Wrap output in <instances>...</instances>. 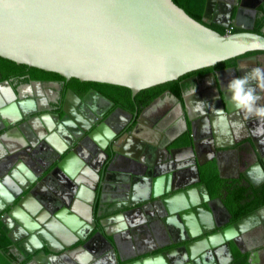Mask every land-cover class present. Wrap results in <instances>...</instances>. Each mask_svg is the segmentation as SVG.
Instances as JSON below:
<instances>
[{
	"label": "flooded vegetation",
	"instance_id": "flooded-vegetation-1",
	"mask_svg": "<svg viewBox=\"0 0 264 264\" xmlns=\"http://www.w3.org/2000/svg\"><path fill=\"white\" fill-rule=\"evenodd\" d=\"M205 2L201 19L212 28L231 25L230 31L249 30L256 11L264 12V0ZM226 20L228 23L224 26ZM259 30L264 34V21ZM221 68L190 74L178 83V94L165 88L142 104L138 96L133 98L137 90L128 97L117 90L102 95L0 67V176L5 166L13 179L28 184L18 193L22 198L20 209L14 211L9 226L4 216L18 196L0 209V220L11 238L9 250L14 261L23 260L21 264H133L136 259L142 264H164L162 257L172 256L171 260L182 264H250L254 256L255 264H264L261 257L257 260V255L264 257V241L258 239V231H264V219L258 224L253 221L243 224L264 208L261 201L264 174L252 180L247 176L221 177L215 173L205 177L203 174L211 171L206 164L205 169L195 167V178L191 179V175L187 185L171 187L175 177L169 174L164 192L152 196L146 193L150 177L142 170L145 174L144 208L133 202L137 197L123 188L124 182L112 176L119 173L128 176L136 170L134 161L145 159L144 137L137 135H144L141 131L144 111L162 96H168L169 100L157 104L151 118H147L154 125L149 127L150 131L157 135L155 142L159 148L154 149L155 154L163 158L182 157V163L187 166L193 163V153L187 146L193 149L198 140L203 145L213 141L239 144L250 140L249 134L254 136L257 119H249L244 112L229 107L231 103L221 94L228 109L216 111L219 88L209 87L210 84L206 89L202 87L204 80ZM202 90L210 99L194 103L195 93H203ZM214 115L216 118L210 119ZM64 119H68L69 129L62 123ZM241 125H245V132L240 130ZM61 157L62 160L79 157L81 166L73 172L74 177H80L83 171L91 174L86 183L87 192L82 193L86 201L84 208L77 201V185L69 201H64L67 199V195L63 197L65 188L73 182L69 177H61L58 167L54 166ZM16 161L27 169L20 172V179L12 173V168L20 165ZM108 179L115 182L113 194L105 187ZM79 188L82 187L79 185ZM245 206L248 208L240 215L232 217L237 209ZM120 222L125 225L119 227ZM22 224L30 229L22 228ZM214 233H220V237ZM141 234H144V248L137 247V239L132 238ZM53 254L63 260H50L49 255Z\"/></svg>",
	"mask_w": 264,
	"mask_h": 264
},
{
	"label": "water",
	"instance_id": "water-1",
	"mask_svg": "<svg viewBox=\"0 0 264 264\" xmlns=\"http://www.w3.org/2000/svg\"><path fill=\"white\" fill-rule=\"evenodd\" d=\"M230 23L235 24L234 19ZM254 49L264 50V34L248 29L219 33L172 0H0V67L102 95L127 87L132 96L140 88L186 71L228 57L236 56L237 61L238 55ZM218 96L216 111L227 110L219 92ZM67 121L62 120L66 127ZM249 137L244 143L255 145L251 132ZM187 147L196 167L199 161L191 145ZM61 160L54 166L59 168ZM254 164L260 168L257 161ZM4 168L0 209L27 184L13 179L10 169ZM69 178L73 183L83 180L73 173ZM21 200L18 196L16 203L7 207V226ZM133 202L144 208V197ZM22 228L30 226L22 224ZM214 235L220 237V233ZM49 258L63 260L55 254ZM171 259L162 257L164 264H182ZM0 264H10L1 252Z\"/></svg>",
	"mask_w": 264,
	"mask_h": 264
},
{
	"label": "crops",
	"instance_id": "crops-1",
	"mask_svg": "<svg viewBox=\"0 0 264 264\" xmlns=\"http://www.w3.org/2000/svg\"><path fill=\"white\" fill-rule=\"evenodd\" d=\"M230 64L235 65V67L234 68L230 67L231 66ZM227 65L229 66L225 68L219 67L221 69H217L215 74L212 77L206 78L207 81L204 80L205 82L202 83V87L203 89H206L205 86L209 84H210L209 87L217 86L220 90L219 94H221V96L223 95L228 100V103L229 102L231 103L229 107L234 108L231 102V99H230V93L227 90V85H228L229 80L232 77L243 76L245 72H248L255 67L264 68V52H259V51L245 52L241 56H238L237 63L234 61V59H232L230 60V62L226 64V66ZM202 91L203 93H200V92L195 93L194 103H197L200 101L202 102L204 100L210 99V96L207 93H205V90H202ZM257 91L261 97H264V91H261L259 89ZM168 100H169L168 96L160 97L159 101H157L158 103L156 102V104L153 107H149L143 113L144 118H142V120L144 122V128H142L141 131H144V135L141 134L137 136L144 137V151L146 152L145 159L134 161L135 164L133 165H135L134 167L136 170H132L131 172H129L128 176H126L125 174H121V173L112 175L116 181L124 182L123 188H125L126 191H130L129 192L130 194H133L134 196H136L137 198L135 199H141L144 197V178H145L144 176L146 172L148 174V178L150 177L149 183L147 184L148 192L146 193H149V195L151 194L152 196H157V194H161L164 192V190L166 189L165 187L168 185L167 177L169 174H173L175 177V180L172 179L173 183L171 184V187H174L178 184L187 185L188 183L186 182L189 181L191 175H192L191 179L194 180L195 178L194 176L195 166L193 163L190 162V165L188 163V165L186 166L185 163H182V161L184 160L182 159V157H169V158L164 157L163 158L159 156L157 153L155 154L154 152L155 148H159L155 142L157 135L150 131L149 127L152 128L154 127V125H152L151 121H149L148 119L151 118V114L154 113L155 106L157 104L161 102L166 103ZM185 102H189V99H185ZM258 104L261 106H264V99H261L258 102ZM198 108L199 107L195 105V109L198 110ZM235 110L237 111V109ZM218 115L221 116L223 115V113H218ZM215 116L216 115L211 116L210 119L216 118ZM194 126L197 127V124H194ZM215 126L216 125L213 124V127ZM240 127H241L240 130L242 129L244 130V132L246 131L245 125H241ZM259 127L261 129H264V120L259 122ZM253 135L255 136L256 144L252 146H248L244 142L239 143V144L237 143L232 144V143H228L225 141L224 142L222 141L223 143L213 141L212 143L203 145L198 140L193 145L194 147L193 149L197 152V155L199 156V159H198L199 163L196 164V167L204 166V169H205L206 164L210 165L211 171L208 170L205 174H203L205 177L206 175L207 177L208 175L210 176L211 173L212 174L215 173L221 177H235L237 175H240L242 178H245V176H247L250 178V180H252L256 176L258 177L261 176L260 168L259 166L257 167V165L254 164V162L257 161L258 165H260L262 170L264 171V134H256L255 132V134L253 133ZM78 158L79 157L77 158L72 157V158L62 160V162L60 163V167L58 168V174H60L61 177H66V178H68L69 175H72V173L81 166V161ZM17 163L20 165H18V168L13 167L12 169L14 170H12L13 171L12 173L15 178L20 179L19 178V176H21L20 172L24 170L26 171L27 169L25 166H23L18 161H16V164ZM142 170L145 172V174H143ZM87 174H89L87 173V171L81 172V174H79L80 178H84L81 181L82 183L76 182L73 184L70 182V184L65 188V193L63 197L65 198V196L67 195L66 196L67 199L66 200L64 199L66 203L69 201V198L72 195V193H75L73 191H75L76 189L75 186L77 185L76 186L78 188L76 189V194L78 198L77 201L79 202V205H82L83 208L85 207L86 201L83 198V194L87 192L86 183L89 177L91 176V174L90 175H87ZM201 174L202 173H200V175ZM178 176L179 178H177ZM180 180H182V182L178 183V181ZM22 181H20V183ZM255 182L256 181H254V183ZM79 185L82 188H79ZM134 185H136V187H134ZM114 186H115L114 180L108 179V183L106 184L105 187L107 188V190L112 191L111 194L115 192V189H113ZM85 211L87 215L88 214L87 210ZM68 212L70 213V210ZM263 212H264V208H260L259 211H257L254 215H252L249 218V220L248 219L244 220L243 224L249 221H253L256 224H258L260 222V219H264ZM22 230L23 229H20V232ZM132 238L134 240L137 239L138 241L136 243L138 245L137 247L144 248V234H141L138 237L134 236ZM258 239L259 241H264V231L263 230H261L260 232L258 231ZM132 241H133L132 239H129V242H132ZM134 245L135 244H133L132 247H135ZM131 250L134 251V248H132ZM253 257L250 261V264H255V262H253L254 261ZM260 257L262 258V260H264V257H262V255L260 256L257 255V260H259Z\"/></svg>",
	"mask_w": 264,
	"mask_h": 264
},
{
	"label": "trees",
	"instance_id": "trees-1",
	"mask_svg": "<svg viewBox=\"0 0 264 264\" xmlns=\"http://www.w3.org/2000/svg\"><path fill=\"white\" fill-rule=\"evenodd\" d=\"M175 4H177L179 7H181L189 16H191L192 18H194L195 20L201 22L202 24L206 25V26H210V24L204 22L201 19V13L204 7V1L205 0H172ZM264 21V12H260L259 10L256 11V14L254 16V20L252 23V27L249 29L251 31H255L258 33H262L259 30V26L262 24V22ZM212 28V27H211ZM215 29L217 32L222 33L223 32V28L222 27H215L213 28ZM234 30H239L238 28H235ZM233 30V31H234ZM250 51H264L261 49H254V50H248L245 52H250ZM233 57H228L219 61H216L215 63L211 64V65H206V66H202V67H198L189 71H186L180 75H178L175 79H169L163 82H159V83H155L143 88H140L137 90V92L133 95V98L140 99V102L142 104H144L145 102L149 101L152 97L156 96L160 91H162L165 88H168L170 91H172L174 94H178L179 93V82H181L182 80H185L186 78H188V75H194L195 73H201V72H205L209 69H213V68H218V67H222L224 65H226L228 62H230V60H232ZM24 77H21V80L24 81ZM182 84H184V82H182ZM117 91H119L120 93L124 94L125 97H128L129 95V89L127 87H123L118 89ZM213 182H215V184H218V182H216V180L214 179ZM262 200L264 202V191H262ZM212 194V193H210ZM235 195L238 196V193H235ZM236 197V196H235ZM234 201H236V198H233ZM248 208L247 206L242 207L237 209V211H235V213H233L232 217H236L237 215H240L244 209ZM11 243V238L8 236L7 233V229L5 228L3 222L0 220V252L5 256V258L10 262V264H21L23 262V260H21L20 262H15L14 261V256L12 255V253L9 250V246Z\"/></svg>",
	"mask_w": 264,
	"mask_h": 264
},
{
	"label": "clouds",
	"instance_id": "clouds-1",
	"mask_svg": "<svg viewBox=\"0 0 264 264\" xmlns=\"http://www.w3.org/2000/svg\"><path fill=\"white\" fill-rule=\"evenodd\" d=\"M258 89L264 91V68L261 67H255L243 76L232 77L227 85L233 106L244 112L247 118L255 117L258 125L254 131L264 134V129L259 127V121L264 120V106L258 104L264 97L258 94Z\"/></svg>",
	"mask_w": 264,
	"mask_h": 264
},
{
	"label": "built area",
	"instance_id": "built-area-1",
	"mask_svg": "<svg viewBox=\"0 0 264 264\" xmlns=\"http://www.w3.org/2000/svg\"><path fill=\"white\" fill-rule=\"evenodd\" d=\"M230 27H231V25H227V26L225 27V29H224V32H229V31H230Z\"/></svg>",
	"mask_w": 264,
	"mask_h": 264
},
{
	"label": "rangeland",
	"instance_id": "rangeland-1",
	"mask_svg": "<svg viewBox=\"0 0 264 264\" xmlns=\"http://www.w3.org/2000/svg\"><path fill=\"white\" fill-rule=\"evenodd\" d=\"M225 27H226V26H225ZM225 27H223V31H224Z\"/></svg>",
	"mask_w": 264,
	"mask_h": 264
},
{
	"label": "bare ground",
	"instance_id": "bare-ground-1",
	"mask_svg": "<svg viewBox=\"0 0 264 264\" xmlns=\"http://www.w3.org/2000/svg\"><path fill=\"white\" fill-rule=\"evenodd\" d=\"M144 263V262H143Z\"/></svg>",
	"mask_w": 264,
	"mask_h": 264
}]
</instances>
